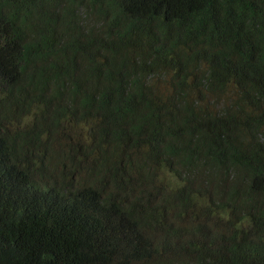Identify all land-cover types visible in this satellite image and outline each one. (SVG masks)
Segmentation results:
<instances>
[{"label": "trees", "instance_id": "trees-1", "mask_svg": "<svg viewBox=\"0 0 264 264\" xmlns=\"http://www.w3.org/2000/svg\"><path fill=\"white\" fill-rule=\"evenodd\" d=\"M0 264H264V0H0Z\"/></svg>", "mask_w": 264, "mask_h": 264}]
</instances>
